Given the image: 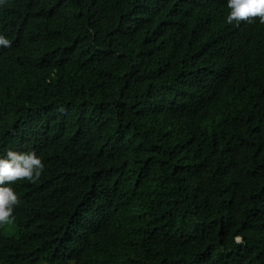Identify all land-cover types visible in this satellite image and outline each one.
<instances>
[{
  "label": "trees",
  "instance_id": "obj_1",
  "mask_svg": "<svg viewBox=\"0 0 264 264\" xmlns=\"http://www.w3.org/2000/svg\"><path fill=\"white\" fill-rule=\"evenodd\" d=\"M226 0H3L0 264H264V25Z\"/></svg>",
  "mask_w": 264,
  "mask_h": 264
},
{
  "label": "clouds",
  "instance_id": "obj_2",
  "mask_svg": "<svg viewBox=\"0 0 264 264\" xmlns=\"http://www.w3.org/2000/svg\"><path fill=\"white\" fill-rule=\"evenodd\" d=\"M3 3V0H0ZM229 9L226 21L229 24L258 23L264 25V0H226ZM10 40L0 33V46L8 47ZM45 165L42 158L34 151L8 150L0 155V226L14 219V208L19 203V197L12 184L38 179Z\"/></svg>",
  "mask_w": 264,
  "mask_h": 264
},
{
  "label": "rangeland",
  "instance_id": "obj_3",
  "mask_svg": "<svg viewBox=\"0 0 264 264\" xmlns=\"http://www.w3.org/2000/svg\"><path fill=\"white\" fill-rule=\"evenodd\" d=\"M1 233L2 235L7 236V237L17 236L18 230L13 220H11L10 223L2 225Z\"/></svg>",
  "mask_w": 264,
  "mask_h": 264
}]
</instances>
